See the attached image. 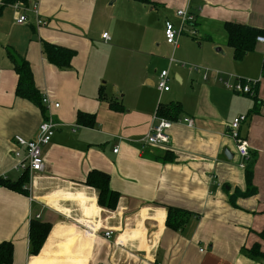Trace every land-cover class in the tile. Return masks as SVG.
<instances>
[{"label":"crops","instance_id":"crops-1","mask_svg":"<svg viewBox=\"0 0 264 264\" xmlns=\"http://www.w3.org/2000/svg\"><path fill=\"white\" fill-rule=\"evenodd\" d=\"M151 2L24 0L0 10V179L23 174L13 169L15 136L34 140L48 116L56 124L42 147L43 170L28 174L27 193L0 187V243H12V264H264L246 253L254 244L264 253V44L235 61L224 28L264 29V0ZM186 7L196 16L195 35H188L189 25L173 48L164 40V23L178 25L175 13ZM26 8L27 21L17 24ZM42 43L75 51L70 69L49 64ZM7 50L29 63L41 99L51 103L44 114L15 96ZM163 70L169 91L160 93ZM218 78L250 81L252 95L237 94ZM175 105L176 121L188 117L194 126L174 124L168 144L142 148L157 109ZM78 113L93 115V127L78 125ZM238 116L246 117L239 137L248 144L247 159L230 136ZM165 152L173 162L160 161ZM246 168L256 192L240 197ZM92 170L109 176L119 194L115 210L100 207L98 192L84 184ZM168 208L192 214L182 230L166 227ZM31 220L50 225L35 256ZM86 225L96 233L87 235Z\"/></svg>","mask_w":264,"mask_h":264},{"label":"trees","instance_id":"trees-1","mask_svg":"<svg viewBox=\"0 0 264 264\" xmlns=\"http://www.w3.org/2000/svg\"><path fill=\"white\" fill-rule=\"evenodd\" d=\"M24 0H2L0 10L4 6L15 4L16 2ZM144 5H152L151 0H128ZM227 35V45L232 50V56L235 61L242 60L245 55L252 52L257 43L256 39L259 36L264 37V29H257L250 26L238 25L233 23H226L224 25ZM42 54L47 62L59 70H68L71 67V60L76 55V52L70 49L58 47L48 43H42ZM7 58L13 64V70L17 75V84L15 88V96L20 99L27 100L41 108L42 113L45 112V107L42 104L41 96L36 89L33 81V74L29 63L18 57L16 60L13 53L6 51ZM261 77L264 79V57L261 68ZM112 109H121L120 105L109 103ZM178 106L159 107L157 109V116L159 118L176 121V113ZM46 117L44 118V120ZM78 125L86 128H92L94 124V116L83 113H78L76 117ZM163 163H171L174 160L172 154L165 152L162 157H159ZM246 191L238 193L240 197L252 196L256 192V188L252 185V171L248 168L245 170ZM28 173L24 172L16 181L9 179H0V187H4L13 192L26 194V186L28 184ZM84 184L87 187L93 188L98 192L97 203L100 207L115 210L119 200V194L112 191L109 187V176L101 171L92 170L87 174ZM232 203V202H231ZM191 213L186 211L168 208L165 225L167 228L178 231L182 230ZM50 225L42 223L38 220H31L29 225V243L30 255L35 256L39 253L48 233ZM260 237L264 236V231L260 233ZM250 258L264 260V253L260 251V245L254 244L251 248L246 250ZM13 260V245L9 241L0 243V264H12Z\"/></svg>","mask_w":264,"mask_h":264},{"label":"built area","instance_id":"built-area-1","mask_svg":"<svg viewBox=\"0 0 264 264\" xmlns=\"http://www.w3.org/2000/svg\"><path fill=\"white\" fill-rule=\"evenodd\" d=\"M17 5V4H16ZM34 14L37 13V5H32L30 9ZM27 8L24 9V14L19 16L17 19L18 24H24L27 21ZM176 17L179 20V24L175 25L172 21L166 20L164 23V40L167 45H170L173 48L177 47L178 40L181 35L184 33L185 28L192 26L193 30L188 32V35H195V23L196 16L192 12L189 11V7L185 9L178 10L175 13ZM46 21L36 18L37 26H46ZM102 38L104 40H108L107 34H103ZM257 42L264 44V37L259 36L256 39ZM173 58L169 59V63L173 62ZM218 74V73H217ZM207 78V74L205 73L203 79ZM218 81L223 84V86L237 94L243 95H252V83L250 81H243L241 79H236L234 83H230L229 81H222L218 78ZM156 89L160 93H165L169 91V73L168 70H163L159 73L158 79L156 82ZM43 106L46 110L50 109L51 103L49 99L46 97H42L41 99ZM54 107H58V104H54ZM156 123H152L144 135V137L140 140L142 144V148L145 146H163L170 142V134L169 131L174 124H180L187 128H192L194 126V122L191 118L184 117L179 121H170L163 118H158L155 115ZM246 120L245 116H238L233 119L230 125V136L236 143L237 153L243 158L247 159L249 156L248 152V144L245 140H242L239 137V128L241 123ZM78 127V125H76ZM56 128V124L52 121L51 117L48 116L45 120L41 122L38 127V132L36 138L31 141H27L22 137L15 136L13 138L14 144L16 145V149L13 151V158L15 160V164L13 169L15 171L24 173L27 172H41L44 168L43 157H42V147L47 146L54 135ZM114 153L117 152V148L114 149ZM85 233L89 236L96 233L95 229L89 225H86ZM103 238L106 240H110L112 236L111 231H106L102 234Z\"/></svg>","mask_w":264,"mask_h":264},{"label":"rangeland","instance_id":"rangeland-1","mask_svg":"<svg viewBox=\"0 0 264 264\" xmlns=\"http://www.w3.org/2000/svg\"><path fill=\"white\" fill-rule=\"evenodd\" d=\"M16 4H17V5H16ZM16 4H14V6H16V8H18V7H19V5H21L20 3H16ZM16 23H17V21H16ZM17 24H18V23H17ZM170 56H171V54H169L167 58L169 59V58H170ZM169 82H170V81H169Z\"/></svg>","mask_w":264,"mask_h":264},{"label":"water","instance_id":"water-1","mask_svg":"<svg viewBox=\"0 0 264 264\" xmlns=\"http://www.w3.org/2000/svg\"><path fill=\"white\" fill-rule=\"evenodd\" d=\"M225 155H226L227 158L231 159V156H229L227 153H225Z\"/></svg>","mask_w":264,"mask_h":264}]
</instances>
